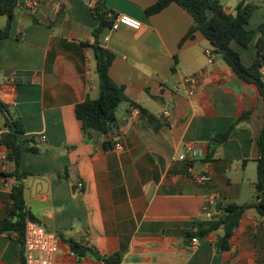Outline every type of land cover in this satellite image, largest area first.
I'll list each match as a JSON object with an SVG mask.
<instances>
[{
	"label": "crops",
	"instance_id": "crops-1",
	"mask_svg": "<svg viewBox=\"0 0 264 264\" xmlns=\"http://www.w3.org/2000/svg\"><path fill=\"white\" fill-rule=\"evenodd\" d=\"M157 1H107L142 27L106 28L99 37L115 54L110 75L127 99L110 132L90 141L75 110L99 97L95 52L83 46L95 40L98 0H38L34 13L27 4L18 8L10 37L0 42V100L24 122L20 167L31 174L24 182L28 209L58 235L57 264H107L113 257L119 261L110 264H264V219L255 209L243 214L229 251L220 250L222 232L191 247L197 222L223 215L230 204L256 202L264 106L257 86L238 78L200 32L187 38L194 20L185 9L172 3L147 15ZM222 2L235 14L240 0ZM259 3L247 25L254 40L248 47L231 42L247 67L264 22ZM193 77L198 87L190 95L185 81ZM230 129L228 140L212 143ZM5 131L0 113V140ZM188 146L198 149L193 166L210 183H195L178 160ZM12 171L0 144V225L16 184ZM70 241L87 253L76 255ZM0 262L21 264L17 234L0 235Z\"/></svg>",
	"mask_w": 264,
	"mask_h": 264
},
{
	"label": "trees",
	"instance_id": "trees-1",
	"mask_svg": "<svg viewBox=\"0 0 264 264\" xmlns=\"http://www.w3.org/2000/svg\"><path fill=\"white\" fill-rule=\"evenodd\" d=\"M28 0H0V17H6V25L0 29V42L10 37L13 22L16 18L17 10L25 6ZM108 0H98L93 8L97 28L93 36L92 44L83 46L92 47L95 52L97 62V73L99 76V97L95 100L88 98L84 103L77 105L76 117L82 123L83 133L86 141L92 140L95 135H107L115 122V113L121 103L127 99L125 87L118 85L110 75L115 54L104 48L99 37L106 28H112L117 14L107 7ZM172 3H176L185 9L193 17V25L187 38L200 32L213 46L214 51L221 55L225 63L231 67L234 73L241 80L257 86L264 106V22L259 28L260 37L257 41V57L254 63L247 67L243 64L241 56L231 48V42L236 41L243 47H248L254 40L256 31L247 29L253 13L260 7L259 0H240L236 13H228L222 0H158L157 3L147 10V15L159 13ZM34 23L38 19L33 18ZM139 107L141 112L154 123L155 117L145 108ZM0 113L4 117L5 133L2 134L0 144L7 148V161L13 164V171L8 173L9 177L16 180V184L11 191V202L6 206L7 219L0 225V235L12 238L17 234V242L20 246L21 264H26L24 238L27 221L38 222L27 206L25 198V180L31 176L21 170V148L23 141L20 136L25 133V126L21 116L9 105L0 100ZM245 115L244 117H246ZM232 129L225 133L212 137L213 144H221L229 139ZM260 158L257 169V200L251 204H230L223 209V215L214 217L207 221H199L195 225L197 230L188 234L189 239L199 238L204 240L211 234L222 232L221 251L231 249L230 240L234 231L239 227L243 214L255 209L264 219V127L259 141ZM104 148L111 145L104 143ZM32 152H38L36 148H30ZM60 178L67 179L68 173L63 172ZM39 223V222H38ZM72 250L78 256H84L87 249L70 241ZM119 261V257L106 260L107 264Z\"/></svg>",
	"mask_w": 264,
	"mask_h": 264
},
{
	"label": "built area",
	"instance_id": "built-area-1",
	"mask_svg": "<svg viewBox=\"0 0 264 264\" xmlns=\"http://www.w3.org/2000/svg\"><path fill=\"white\" fill-rule=\"evenodd\" d=\"M37 1L38 0L27 1V5L31 8L33 13L37 6ZM123 25L134 29H140L142 27L140 21L126 15H119L115 19L112 29L119 30ZM207 55L210 56V52L207 51ZM212 63V59H209V64ZM185 82L190 87V95H193L198 87V79L193 77L187 79ZM170 116V111L167 110L164 112V117L169 118ZM116 149L121 150L122 145L118 143ZM199 156L200 154L197 148L194 146H188L184 153L179 155L178 160L189 165V173L191 179L195 183L204 185L210 183L212 177L208 173L198 172L194 168L193 162L197 160ZM78 189H83V184L81 182L78 184ZM199 246V239L193 238L191 247L193 249H198ZM24 249L26 264H57V256L60 252V239L58 235L49 231L40 223L29 220L27 221L25 228ZM0 264L4 263L0 262Z\"/></svg>",
	"mask_w": 264,
	"mask_h": 264
},
{
	"label": "rangeland",
	"instance_id": "rangeland-1",
	"mask_svg": "<svg viewBox=\"0 0 264 264\" xmlns=\"http://www.w3.org/2000/svg\"><path fill=\"white\" fill-rule=\"evenodd\" d=\"M5 25V21L2 17H0V29H2Z\"/></svg>",
	"mask_w": 264,
	"mask_h": 264
}]
</instances>
